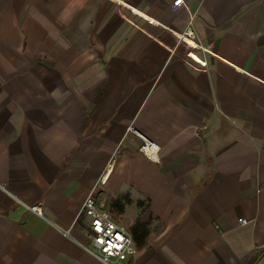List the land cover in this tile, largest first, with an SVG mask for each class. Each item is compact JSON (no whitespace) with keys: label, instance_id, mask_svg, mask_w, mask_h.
<instances>
[{"label":"crops","instance_id":"obj_1","mask_svg":"<svg viewBox=\"0 0 264 264\" xmlns=\"http://www.w3.org/2000/svg\"><path fill=\"white\" fill-rule=\"evenodd\" d=\"M172 2L0 0V264H104L90 194L114 264H264V0Z\"/></svg>","mask_w":264,"mask_h":264},{"label":"built area","instance_id":"obj_2","mask_svg":"<svg viewBox=\"0 0 264 264\" xmlns=\"http://www.w3.org/2000/svg\"><path fill=\"white\" fill-rule=\"evenodd\" d=\"M172 6L174 8L178 6L187 8L184 0H173ZM191 24L192 17H190L184 34L195 38ZM127 130L139 137V152L146 158L157 161L159 146L132 126H129ZM30 209L36 214L41 215V210L38 206H32ZM81 213L88 217L89 226L87 237L92 246V248L88 246L85 248L97 256L102 263L113 264L110 261L111 258H113L114 262L119 261L122 263L127 257L133 256L136 253L133 239L125 227L118 224L106 210L105 206L102 203H98L91 194L84 199L81 206ZM238 222L246 224L248 220L238 218Z\"/></svg>","mask_w":264,"mask_h":264},{"label":"rangeland","instance_id":"obj_3","mask_svg":"<svg viewBox=\"0 0 264 264\" xmlns=\"http://www.w3.org/2000/svg\"><path fill=\"white\" fill-rule=\"evenodd\" d=\"M146 230H148V229L146 228ZM90 247L92 248L91 245H90ZM110 261L114 264L113 258H111Z\"/></svg>","mask_w":264,"mask_h":264}]
</instances>
